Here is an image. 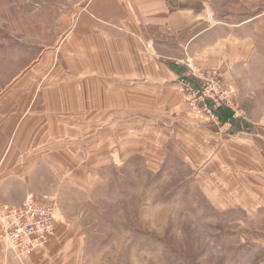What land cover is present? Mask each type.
Listing matches in <instances>:
<instances>
[{"label": "crops", "instance_id": "0c3cea01", "mask_svg": "<svg viewBox=\"0 0 264 264\" xmlns=\"http://www.w3.org/2000/svg\"><path fill=\"white\" fill-rule=\"evenodd\" d=\"M80 7L56 47L0 97L1 117L8 104L21 110L0 141V204L24 203L39 194V181L55 188L71 149L88 161L94 153L96 165L121 166L135 157L163 161L173 140L178 157L217 181L219 196L239 194L246 211H263L264 11L235 22L208 0H80ZM56 52L58 75L40 80L34 70L45 59L50 68ZM212 72L236 88L232 105L219 91L204 94ZM39 114L44 126L60 124L58 142L55 127L28 125ZM73 228L68 217L58 222L46 248L23 264H80ZM0 264H22L1 241Z\"/></svg>", "mask_w": 264, "mask_h": 264}, {"label": "rangeland", "instance_id": "374dc122", "mask_svg": "<svg viewBox=\"0 0 264 264\" xmlns=\"http://www.w3.org/2000/svg\"><path fill=\"white\" fill-rule=\"evenodd\" d=\"M208 2L219 17L235 22L264 11V0ZM80 9V0H0V97L35 68L38 54L46 56L49 45L56 47ZM46 28L52 33L42 36L40 30ZM58 55L50 68L41 59L34 75L40 80L58 75ZM213 73L221 102L232 105L236 88ZM2 113L0 141L6 143L5 126L16 125L21 110L8 104ZM43 118L39 114L28 125L40 131L55 127L58 142L60 124L51 120L44 126ZM163 150H150L157 158L167 152L163 161L135 157L127 165L101 166L93 163L94 153L88 161L89 156L71 149V163L60 173L65 179L53 189L48 181H39V194L30 198L54 204L56 224L68 217L76 225L72 235L77 241L81 236L80 245L75 244L80 264H264V210L246 211L239 194L219 196L217 181L208 179L202 165L178 157L175 141ZM102 152L111 156L110 149Z\"/></svg>", "mask_w": 264, "mask_h": 264}, {"label": "built area", "instance_id": "2783aa9c", "mask_svg": "<svg viewBox=\"0 0 264 264\" xmlns=\"http://www.w3.org/2000/svg\"><path fill=\"white\" fill-rule=\"evenodd\" d=\"M151 48V45L147 46ZM206 79L212 95L220 88L218 76L213 72ZM190 90L189 85H184ZM56 208L54 204L28 198L21 206L0 205V241L6 252L20 263L43 250L56 232Z\"/></svg>", "mask_w": 264, "mask_h": 264}]
</instances>
